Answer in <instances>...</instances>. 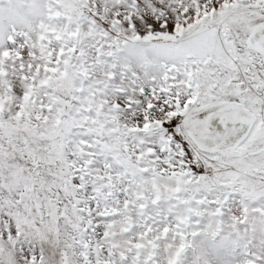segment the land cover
<instances>
[{"label": "snow or ice", "instance_id": "snow-or-ice-1", "mask_svg": "<svg viewBox=\"0 0 264 264\" xmlns=\"http://www.w3.org/2000/svg\"><path fill=\"white\" fill-rule=\"evenodd\" d=\"M0 264H264V0H0Z\"/></svg>", "mask_w": 264, "mask_h": 264}]
</instances>
